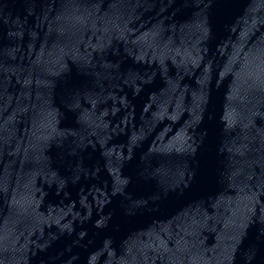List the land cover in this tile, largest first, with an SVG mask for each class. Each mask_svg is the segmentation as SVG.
Wrapping results in <instances>:
<instances>
[{"label": "water", "instance_id": "1", "mask_svg": "<svg viewBox=\"0 0 264 264\" xmlns=\"http://www.w3.org/2000/svg\"><path fill=\"white\" fill-rule=\"evenodd\" d=\"M0 264H264V0H0Z\"/></svg>", "mask_w": 264, "mask_h": 264}]
</instances>
